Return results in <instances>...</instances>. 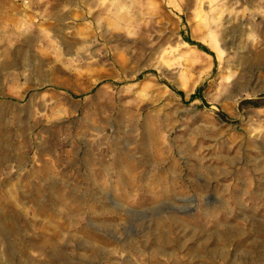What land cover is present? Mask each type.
<instances>
[{
  "label": "rangeland",
  "instance_id": "rangeland-1",
  "mask_svg": "<svg viewBox=\"0 0 264 264\" xmlns=\"http://www.w3.org/2000/svg\"><path fill=\"white\" fill-rule=\"evenodd\" d=\"M2 143L21 173L164 158L196 184L177 209L197 253L149 262L247 264L254 238L264 264V0H0ZM18 170L0 168V264H47L45 215L79 191Z\"/></svg>",
  "mask_w": 264,
  "mask_h": 264
},
{
  "label": "crops",
  "instance_id": "crops-1",
  "mask_svg": "<svg viewBox=\"0 0 264 264\" xmlns=\"http://www.w3.org/2000/svg\"><path fill=\"white\" fill-rule=\"evenodd\" d=\"M4 147L0 144V168L15 165L18 175H44V190L79 191L60 199L61 216L54 211L45 215L41 251L50 256L47 264H149L161 255L197 253L196 217L177 209L196 205L195 196L181 199L182 191L196 192V184L186 188L181 170L164 167V158L151 166L141 161L118 167L102 160L93 166L89 159L75 167H30L21 173L24 157L3 155ZM29 184L42 187L40 182ZM5 228L0 224V236L8 239ZM14 244L8 246L12 254Z\"/></svg>",
  "mask_w": 264,
  "mask_h": 264
},
{
  "label": "bare ground",
  "instance_id": "bare-ground-1",
  "mask_svg": "<svg viewBox=\"0 0 264 264\" xmlns=\"http://www.w3.org/2000/svg\"><path fill=\"white\" fill-rule=\"evenodd\" d=\"M235 227V226H234ZM252 227V226H251ZM224 228H225V226H224ZM237 229V228H236ZM231 230H233V229H231ZM212 232V231H211ZM241 233V232H240ZM217 234H218V232H217ZM218 235H220V233L218 234ZM207 236H208V232H207ZM233 236V235H232ZM222 237H223V235L221 234V236H219V238H221L222 239ZM248 236H246V238H247ZM204 238V237H203ZM254 239V238H253ZM253 239H251V241H250V245H248V246H250V249H248L246 252H242V257H243V259L244 260H247V264H251V257H252V254H257V253H259V250H260V244L258 243V242H256L255 240H253ZM218 240V239H217ZM228 240V239H227ZM229 242V241H228ZM227 242V243H228ZM230 245V244H229ZM232 245V244H231ZM247 246V245H246ZM227 247V246H226ZM246 248V247H245ZM223 249V248H222ZM229 249V248H228ZM218 250V249H217ZM224 250V249H223ZM230 250V249H229ZM214 251H216V250H214ZM220 252V251H219ZM239 252V251H238ZM213 253H215V252H213ZM223 254H224V251H223ZM240 255V254H239ZM221 256V255H220ZM236 256V254L234 255V257ZM241 258V257H240ZM260 259H262L261 257H259ZM264 258V257H263ZM220 261H221V258H220ZM255 261V260H254ZM263 261V260H262ZM218 263V262H217ZM227 263V262H226ZM201 264H203V263H201Z\"/></svg>",
  "mask_w": 264,
  "mask_h": 264
}]
</instances>
